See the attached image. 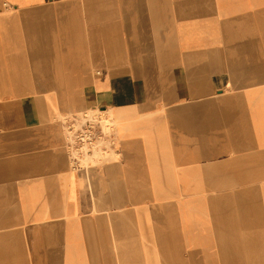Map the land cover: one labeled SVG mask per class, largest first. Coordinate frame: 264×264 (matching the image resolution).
<instances>
[{
  "label": "crops",
  "instance_id": "0c3cea01",
  "mask_svg": "<svg viewBox=\"0 0 264 264\" xmlns=\"http://www.w3.org/2000/svg\"><path fill=\"white\" fill-rule=\"evenodd\" d=\"M92 108L115 144L76 167ZM263 143L264 0H0V264L168 255Z\"/></svg>",
  "mask_w": 264,
  "mask_h": 264
},
{
  "label": "rangeland",
  "instance_id": "374dc122",
  "mask_svg": "<svg viewBox=\"0 0 264 264\" xmlns=\"http://www.w3.org/2000/svg\"><path fill=\"white\" fill-rule=\"evenodd\" d=\"M84 112L105 116L99 108ZM83 114L61 113L59 119L68 124ZM83 122L77 118L76 128ZM64 131L68 141L65 126ZM250 146L253 149L233 161L225 169L229 174L225 171L222 176V183H235L233 189L206 193V206L199 209L198 218L193 217L200 221V232L195 239L172 241L168 255L165 249H145L136 257V264H264V143ZM93 153L95 157L105 155L97 150Z\"/></svg>",
  "mask_w": 264,
  "mask_h": 264
},
{
  "label": "built area",
  "instance_id": "2783aa9c",
  "mask_svg": "<svg viewBox=\"0 0 264 264\" xmlns=\"http://www.w3.org/2000/svg\"><path fill=\"white\" fill-rule=\"evenodd\" d=\"M83 113L82 118L75 116L69 120L68 124L65 123L67 132H69L67 145L71 152V163L76 167L82 166L84 158L92 155L94 150L101 147L108 149L115 144V123L107 113L105 116L98 113ZM77 118L83 119L84 122L76 128L77 123L74 121ZM107 120L110 121V125Z\"/></svg>",
  "mask_w": 264,
  "mask_h": 264
}]
</instances>
